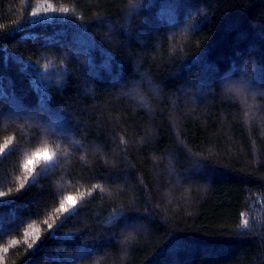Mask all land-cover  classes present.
I'll use <instances>...</instances> for the list:
<instances>
[{
  "label": "trees",
  "instance_id": "trees-1",
  "mask_svg": "<svg viewBox=\"0 0 264 264\" xmlns=\"http://www.w3.org/2000/svg\"><path fill=\"white\" fill-rule=\"evenodd\" d=\"M0 93V264H264V0H0Z\"/></svg>",
  "mask_w": 264,
  "mask_h": 264
},
{
  "label": "snow or ice",
  "instance_id": "snow-or-ice-1",
  "mask_svg": "<svg viewBox=\"0 0 264 264\" xmlns=\"http://www.w3.org/2000/svg\"><path fill=\"white\" fill-rule=\"evenodd\" d=\"M65 11H67V10H65ZM32 15H36V14L33 13ZM0 94H2V93H0ZM5 147H7V144L5 145ZM45 158H46V159H51L50 156H46ZM25 167L28 168V165H25ZM28 171L31 172L32 169H31V168H28ZM20 187H21V188H24L25 185H24V184H21ZM3 195H4V193H0V196H3ZM68 199L71 200V197H69ZM62 209H63L64 212H68V211H69V209H68L67 207H63V206H62ZM247 223H248V221L245 220V221H244V224L247 225ZM48 227L51 229V228H52V225L49 224ZM33 243H35V241H33ZM31 247H32V245L30 244V245H29V248H31Z\"/></svg>",
  "mask_w": 264,
  "mask_h": 264
},
{
  "label": "rangeland",
  "instance_id": "rangeland-1",
  "mask_svg": "<svg viewBox=\"0 0 264 264\" xmlns=\"http://www.w3.org/2000/svg\"><path fill=\"white\" fill-rule=\"evenodd\" d=\"M46 156H49V154L46 153V152H45V153L43 152V153L38 154V155H37V158H39V159H44V160H49V159H46V158H45Z\"/></svg>",
  "mask_w": 264,
  "mask_h": 264
}]
</instances>
